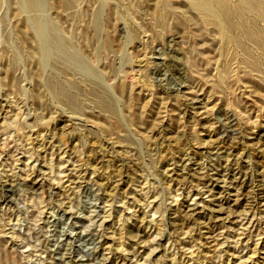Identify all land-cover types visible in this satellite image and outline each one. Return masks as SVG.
Wrapping results in <instances>:
<instances>
[{
    "label": "rangeland",
    "instance_id": "rangeland-1",
    "mask_svg": "<svg viewBox=\"0 0 264 264\" xmlns=\"http://www.w3.org/2000/svg\"><path fill=\"white\" fill-rule=\"evenodd\" d=\"M19 1L0 0V264H264V73L229 57L256 49L247 34L264 43V17L251 6L260 0H223L217 24L181 22L165 10L155 16L160 0H37L39 15L78 35V55L98 72L91 80L114 101L112 111L101 109L90 96L76 112L44 89L47 58L27 56L18 32H36V12ZM9 51L24 54L11 61ZM31 56L41 61L39 78L30 73L37 64ZM223 58L230 59L226 72ZM221 148L231 161L216 165Z\"/></svg>",
    "mask_w": 264,
    "mask_h": 264
},
{
    "label": "bare ground",
    "instance_id": "bare-ground-1",
    "mask_svg": "<svg viewBox=\"0 0 264 264\" xmlns=\"http://www.w3.org/2000/svg\"><path fill=\"white\" fill-rule=\"evenodd\" d=\"M21 1V6H24V9L25 8H27V9H29L31 12L32 11H34V12H36V11H39V9H41V3H39L37 0H20ZM19 1V2H20ZM18 2V3H19ZM68 3H69V1L68 0H64V5L65 6H67L68 5ZM215 3H216V6L218 7H215ZM224 5V2H223V0H185V2L184 3H181V4H170L169 2H165L164 0L162 1V0H160V1H157V2H155L154 3V6H153V11H154V15L155 16H158V15H161L163 12L162 11H167V12H170V14H171V16H176V17H178L179 19H180V21L181 22H183V21H185V22H189V20L190 21H202V22H211V23H215V24H217V20L219 19V17L223 14V9H222V7L221 6H223ZM246 5L247 6H250V3H246ZM251 6H254L255 8H259L260 9V14L264 17V0H260V1H257V3L256 2H252L251 3ZM19 7H20V5H19ZM26 10V9H25ZM28 11V10H27ZM29 11V12H30ZM186 11H189L190 12V14L189 15H184L183 13H185ZM94 12H96V11H94ZM33 13V12H32ZM34 14V13H33ZM32 14V15H33ZM94 15H96L97 16V13H95ZM42 16H44V14H42L41 13V15H39V13H35L34 15H33V17L31 18V20H30V22L32 23V25H34L33 27L35 28V31L37 32H35L36 33V39L34 38V32H33V30L32 29H34L32 26V34H27L26 33V31L24 32V31H22L21 32V30L18 32V33H20V34H18V36L20 35L21 36V38H22V44L23 45H25L24 46V50L26 51V54H27V56H28V54H29V56L30 55H34L33 57H36V55H37V53L38 54H42V56L41 57H44L45 59H46V61L48 60V62H49V72H46V74L48 73V78H47V81H46V87H44V89L47 91V93L49 92L51 95H52V97H54V98H56V99H58L59 100V102H62V103H64V104H66L69 108H71V110H73V111H79V110H82V109H84V105L88 102V100H89V98H90V96L93 98V102H95L98 106H100L101 107V109H103V108H107V110L108 109H110L111 111L113 110V108H112V106H114V101H113V98L111 97L110 98V101H108V91H107V88H105L103 85H100V84H98L97 82H95V81H93V80H91V78H90V75H94L95 73H94V71H96L95 69H91L90 68V66H87V65H89V64H85V62L83 61V59L84 58H82L81 59V57L78 55V53H77V51H76V46H75V44H74V38L76 39V41H78L77 40V36L76 37H74L73 39H72V36H75L74 34L71 36V34L69 35V34H65L66 32H62V30L58 27L59 25H60V23H59V25L57 24H55L54 22V19H53V21L54 22H52L51 21V19L50 20H48L47 18H46V16L43 18ZM95 17V16H94ZM28 18V17H27ZM26 19V18H25ZM17 20H19V19H17ZM28 20V19H27ZM95 20V24L96 25H98V21L100 22V20H97V18L96 19H94ZM23 21H25V20H23ZM58 22V21H57ZM59 22H61V20H59ZM92 22V24H93V26H95L94 25V23ZM64 23H65V21H64ZM19 24V23H18ZM20 24H22V23H20ZM61 24H62V22H61ZM16 25V24H15ZM23 25V24H22ZM21 25V26H22ZM101 25V24H100ZM17 27H18V25H16ZM15 26V27H16ZM64 26V25H63ZM99 26V25H98ZM61 27V26H60ZM97 27V26H96ZM18 28H20V29H22L23 28V26H22V28L21 27H18ZM29 28V27H28ZM63 28V27H62ZM94 28V27H93ZM100 28V27H99ZM64 29V28H63ZM66 29H69V28H66ZM70 29H72V28H70ZM17 30V29H16ZM73 30V29H72ZM96 30V29H95ZM63 31H65V30H63ZM67 31H69V30H67ZM100 32H101V28H100V30H99ZM98 31V32H99ZM72 32H74V31H72ZM71 32V33H72ZM94 32V31H93ZM92 32V33H93ZM15 33H16V31H15ZM91 33V34H92ZM96 33V32H95ZM9 34V33H8ZM7 35V34H6ZM10 35V37H11V34H9ZM8 35V36H9ZM13 35V34H12ZM93 35H98V33L97 34H93ZM107 35V34H106ZM106 35H104V36H106ZM16 37H17V33H16V35H15ZM20 36H19V38H20ZM80 36V35H79ZM115 36V35H114ZM14 37V36H13ZM93 37V36H92ZM103 37V36H102ZM101 37V38H102ZM4 38V37H3ZM6 38H7V36H6ZM6 38H4V39H6ZM9 38V37H8ZM15 38V37H14ZM97 37H95V39H96ZM104 38V40H106V38L105 37H103ZM247 38L248 39H250V41L251 42H253V44L255 45V47H256V49H251V48H247V47H244V48H241L238 52H231L230 53V55H229V57L230 56H234V53L236 54V56H238V58H239V60H240V62H242V67L243 68H247V69H250V70H258V69H261L262 70V72L264 73V43H263V41H262V39H260V36L259 35H255V34H247ZM17 39V38H16ZM16 39H11L12 41H14L15 40V42L18 40H16ZM94 39V37L92 38V40ZM19 40H21V39H19ZM82 40H84L83 39V37H82ZM4 41V40H3ZM5 41H7V40H5ZM8 41H10V39L8 40ZM7 41V43L9 44V42ZM11 41V42H12ZM96 41V40H95ZM94 41V42H95ZM15 42H12V43H14L15 44ZM92 42V41H91ZM94 42H92V45H94ZM108 42V41H107ZM18 44H19V42H17ZM17 43H16V46H17ZM76 43V42H75ZM84 43V42H83ZM90 43V42H89ZM97 43H98V41H97ZM6 44V43H5ZM8 44H6L5 46H7ZM14 44H12V45H14ZM100 44H102V41H101V43ZM104 44H105V41H104ZM20 45H21V43H20ZM20 45H18V46H20ZM22 45V46H23ZM9 46H10V44H9ZM16 46H14V47H16ZM21 46V47H22ZM85 46V45H84ZM89 46H91L90 44H89ZM104 46V45H103ZM1 47H2V45H1ZM13 47V46H12ZM86 47V46H85ZM92 47V46H91ZM91 47H90V50H91ZM94 47V50H92V51H94L95 52V47H97V45L96 46H93ZM92 47V48H93ZM100 47V46H99ZM99 47H97V48H99ZM105 47H107V45L105 46ZM19 48V47H18ZM83 49H84V47H82ZM87 48V47H86ZM101 48H102V46H101ZM8 50H12L13 48H7ZM15 50V49H14ZM16 50H17V48H16ZM19 51H22L23 49H18ZM17 50V51H18ZM86 50V49H85ZM87 50H89V49H87ZM3 52L5 51L4 49L2 50ZM223 51V50H222ZM6 52V51H5ZM11 52V53H10ZM12 52H14V51H9L8 52V54L10 53V56H11V54H12ZM16 52V51H15ZM15 52L13 53V57H11V59L12 58H14L15 59V56H16V58H17V54L19 53H16V55H14L15 54ZM79 52V51H78ZM0 53H1V51H0ZM224 53H226V52H224ZM6 54V53H5ZM8 54H6V55H8ZM19 54H21V52L19 53ZM22 54H24V52H22ZM21 54V55H22ZM26 54H25V56H26ZM20 56V55H19ZM25 57V59H29L28 57ZM38 56H40V55H38ZM157 56V55H156ZM20 57H24V55L23 56H20ZM32 57V56H31ZM30 57V58H31ZM33 57L31 58L32 59V61H34L35 62V60L37 61V59H35V60H33ZM159 57V56H158ZM7 58V57H6ZM154 58H155V56H154ZM157 58V57H156ZM161 58V57H160ZM9 59V58H8ZM10 59V60H11ZM39 59V58H38ZM41 59V58H40ZM45 59H41V60H43V62H44V60ZM158 59V58H157ZM5 60H7V59H5ZM232 60V59H231ZM7 61H9V60H7ZM11 61H13V59L11 60ZM39 61V60H38ZM38 61H37V64L35 65V63L33 64V65H35V67L33 68V67H29L30 69H33V70H31L32 72H30L31 74L33 73V76L32 77H36V78H39L38 77V75L36 76V73L37 72H39L38 70H43L42 69V67H40L39 68V63H38ZM45 61V62H46ZM158 61H160V60H158ZM229 61H230V59L229 60H227L226 58H225V61H224V58H223V61L221 62V68H222V71L223 72H226L227 70H228V68H229ZM14 62H15V60H14ZM14 62H11L12 63V65L11 66H13L14 67ZM17 62V61H16ZM30 62V61H29ZM40 63H41V61H39ZM87 62V61H86ZM10 63V64H11ZM33 63V62H32ZM32 63H30V65L32 64ZM155 63H158V62H156L155 61ZM8 65H9V63H7ZM7 65V66H8ZM16 65V64H15ZM38 65V67H36ZM42 65V64H41ZM108 65V64H107ZM10 65H9V67H11ZM12 67V69H14ZM39 68V69H38ZM10 69V68H9ZM9 69H7V67H6V70H8L9 71V73L11 74L12 73V71H11V69L9 70ZM45 69H46V67H45ZM44 69V70H45ZM94 70V71H93ZM8 71H6V73L8 72ZM80 71H82V72H84L85 74H80L79 72ZM44 72V71H43ZM9 73H8V75L7 76H9ZM41 73V71L39 72V74ZM96 73H98L97 71H96ZM38 74V73H37ZM42 74V73H41ZM40 74V75H41ZM46 74H44V75H46ZM64 74H66V75H64ZM35 75V76H34ZM11 76V75H10ZM12 76H15V75H13L12 74ZM31 76V75H30ZM63 76H66V78H64ZM9 78V77H8ZM11 78V77H10ZM9 78V79H10ZM15 78V77H14ZM8 79V80H9ZM13 79V78H12ZM31 79V78H30ZM35 80V79H34ZM38 80V79H37ZM44 80V79H43ZM46 80V79H45ZM11 82L13 81H16V79H14V80H10ZM18 81V80H17ZM10 82V83H11ZM33 82H35V81H33ZM37 82V81H36ZM44 82V81H43ZM15 83V82H14ZM38 84V83H37ZM38 86V85H37ZM40 87H42L41 85H40ZM36 90L39 88H37L36 86L34 87ZM117 88H118V90H119V92L121 93V95L122 96H124V97H126V96H128V90H127V87L125 86V84H123V83H118L117 84ZM41 90H42V88H41ZM39 91V90H38ZM42 92H43V90H42ZM42 92H35V95H33L34 97H36V98H38L39 96H41V93ZM48 93V94H49ZM33 94H34V92H33ZM42 96H43V94H42ZM32 97V96H31ZM30 97V98H31ZM34 97H32V98H34ZM31 98V99H32ZM42 98V97H41ZM36 100V99H35ZM40 101H41V99H39ZM40 101H39V103H40ZM32 102H33V100H32ZM193 102H194V100H193ZM33 103H37L38 104V101L37 102H33ZM197 103V102H196ZM193 104H195V103H193ZM36 106V105H35ZM39 106H40V104H39ZM197 105H195L194 107H196ZM37 107V106H36ZM108 107H110V108H108ZM31 116V115H30ZM24 117V116H23ZM25 118V117H24ZM23 118V119H24ZM29 118V117H28ZM26 119V121L28 120L27 118H25ZM25 119H24V121H25ZM30 119V118H29ZM31 120V119H30ZM29 120V121H30ZM34 120V119H33ZM32 120V121H33ZM9 121V120H8ZM22 120H21V118H20V123H22L21 122ZM29 121H27L28 123H26V125L27 124H29ZM31 121V122H32ZM10 122H12L11 120H10ZM16 122H18V121H16ZM19 123V124H20ZM25 123V122H24ZM6 124V123H5ZM14 124H15V122H14ZM7 125V124H6ZM5 125V126H6ZM11 126H13L12 124H10ZM16 125H17V123H16ZM16 125H14V127L16 126ZM21 125H23V124H21ZM29 125H31V124H29ZM8 127V126H7ZM13 127V128H14ZM4 128H6V127H4ZM19 128V127H18ZM17 128V129H18ZM10 129H12V128H10ZM10 129H8V130H10ZM6 130H7V128L5 129V132H6ZM7 130V131H8ZM13 130V129H12ZM15 130V129H14ZM264 130V129H263ZM11 132V131H10ZM255 133V132H254ZM253 133V134H254ZM257 133V132H256ZM248 137H249V135H248ZM253 137V136H252ZM258 137H259V135H258ZM211 138V137H210ZM216 138V137H215ZM221 138V137H220ZM245 138V137H244ZM247 138V137H246ZM260 138V137H259ZM258 138V139H259ZM222 139H224V138H222ZM221 139V140H222ZM248 139V138H247ZM255 139V138H254ZM257 139V138H256ZM256 140V142H259V143H261L263 140H261V142L259 141V140ZM208 140V139H207ZM213 140V139H212ZM220 140V144H223L222 143V141ZM253 140V139H252ZM9 141H10V138H9ZM204 141V140H203ZM215 141V140H214ZM217 141H218V139H217ZM243 141V140H242ZM7 143H8V140L6 141ZM5 142V143H6ZM208 142H210V143H212V141H211V139H210V141H207V142H205L204 141V143H208ZM219 142V141H218ZM11 143V142H10ZM14 143V142H13ZM217 143V142H216ZM243 143V142H242ZM263 143V142H262ZM209 144V143H208ZM217 144H219V143H217ZM10 145V144H9ZM8 145V146H9ZM12 145V144H11ZM16 145V144H15ZM205 145V144H204ZM207 145V144H206ZM210 145V144H209ZM214 145V144H213ZM216 145V144H215ZM214 145V147L216 148V146ZM224 145V144H223ZM259 145V144H258ZM6 146V145H5ZM14 146V145H13ZM226 146V145H225ZM230 146H232V145H230ZM7 147V146H6ZM11 147V146H10ZM208 147V146H207ZM219 147V146H218ZM9 148V147H8ZM13 148V147H12ZM205 148V147H204ZM212 148H213V146H212ZM220 148V147H219ZM230 148H232V147H230ZM261 148V147H260ZM10 149V148H9ZM198 149V148H197ZM209 149V148H208ZM214 149V148H213ZM222 149V148H221ZM221 149H219V150H221ZM264 149V148H263ZM262 149V150H263ZM8 150V149H7ZM202 150V149H201ZM218 150V149H217ZM216 150V151H217ZM223 150V149H222ZM11 151V150H10ZM199 151V150H198ZM199 152H201V151H199ZM218 152V151H217ZM8 153H9V156L11 155V153L12 152H9L8 151ZM194 153V152H193ZM196 153H198V152H196ZM211 153V152H210ZM261 153V152H260ZM260 153H259V155H260ZM264 152H262V154H263ZM199 154L200 153H198L197 155L199 156ZM217 154V153H216ZM219 158L216 160V162H212V163H220V161H224V162H226V161H228L229 162V160L231 159V154L229 153V152H227L226 150H223V151H221V152H219ZM261 154V155H262ZM12 155H13V153H12ZM103 155V154H102ZM211 156H213L212 155V153L210 154ZM244 155H245V153H244ZM104 156H106V155H104ZM193 156V155H192ZM196 156V155H195ZM197 156V157H198ZM263 156V155H262ZM261 156V157H262ZM103 157V156H102ZM184 157V156H183ZM182 157V158H183ZM186 157V156H185ZM189 157V156H188ZM187 157V159H188V161H189V159H190V157L188 158ZM242 156L240 155V158H241ZM261 157H259V158H261ZM101 158V157H100ZM192 158V157H191ZM196 158V157H195ZM214 158V157H213ZM217 158V157H216ZM215 158V159H216ZM235 158H237V157H235ZM234 158V159H235ZM248 158V157H247ZM264 158V157H263ZM197 159V158H196ZM195 159V160H196ZM241 159H243V158H241ZM191 160H193V159H191ZM194 160V161H195ZM199 160V159H198ZM213 160V159H212ZM236 160V159H235ZM247 160V159H246ZM255 160H257V159H255ZM177 161V160H176ZM182 161V160H181ZM211 161V160H210ZM231 161V160H230ZM239 161V160H238ZM243 161H245V160H243ZM249 161V160H248ZM251 161V160H250ZM262 161V160H261ZM185 162H186V160H185ZM185 162H183V163H185ZM195 162H197V161H195ZM200 162V161H199ZM256 162V161H255ZM262 162H264V160L262 161ZM168 163H171V162H168ZM186 163H188V162H186ZM192 163H194L193 161L190 163V164H192ZM217 163V164H218ZM230 163H232V162H230ZM229 163V164H230ZM236 163V162H235ZM247 163V161L245 162V164ZM176 164H177V162H176ZM178 164H179V161H178ZM182 164V163H181ZM196 164V163H195ZM194 164V165H195ZM198 164V163H197ZM196 164V166H198V165H200V163L197 165ZM215 164H212V165H215ZM216 164V165H217ZM221 164V163H220ZM227 164V163H226ZM229 164L227 165V166H229ZM255 164V163H254ZM258 164H260L259 162H258ZM172 165H175V164H172ZM184 165V164H183ZM194 165H192V166H194ZM210 165V164H209ZM211 165V166H212ZM223 165H224V163H223ZM243 165V164H242ZM256 165V164H255ZM168 166H171V165H168ZM176 166V165H175ZM179 166L181 167V165L179 164ZM220 167H221V165H219ZM218 166V167H219ZM227 166H226V168H227ZM232 164L230 165V167L232 168ZM235 166V165H234ZM233 166V167H234ZM240 166H241V164H240ZM246 166H247V164H246ZM177 167V166H176ZM175 167V168H176ZM180 167H178V168H180ZM185 167V166H184ZM188 166L186 165V168H187ZM204 167V166H203ZM203 167L202 168H200V169H203ZM210 167V166H209ZM212 167H214V166H212ZM229 167V168H230ZM248 167H251V166H248ZM258 167V166H257ZM261 167V166H260ZM167 169H166V171L164 172V173H167V170H168V167H166ZM172 168V167H171ZM170 168V169H171ZM182 168V167H181ZM192 168V167H191ZM199 168H197V169H199ZM207 168V171H209L210 169L208 168V167H206ZM215 168H217V167H215ZM222 170H224V169H226V168H224L223 166H222ZM245 168V167H244ZM193 169H194V167H193ZM197 169H196V171H197ZM205 169V168H204ZM203 169V170H204ZM209 169V170H208ZM217 169H219V168H217ZM240 169H242L241 167H240ZM239 169V170H240ZM253 169H254V167H253ZM259 169V168H258ZM164 170V169H163ZM178 170V169H177ZM203 170H201V171H203ZM212 170V169H211ZM213 170H214V168H213ZM216 170V169H215ZM227 170H229V169H227ZM231 170V169H230ZM237 170V169H236ZM239 170H238V172H239ZM247 170V168L245 169V170H243V171H246ZM171 171V170H170ZM190 171V173L192 172L191 170H189ZM194 172H195V169L193 170ZM198 171H200V170H198ZM207 171H205L206 173H207ZM225 171V170H224ZM248 171V170H247ZM255 171V170H254ZM264 171V170H263ZM172 172V171H171ZM170 172V173H171ZM177 172H179V171H177ZM182 172V171H181ZM180 172V173H181ZM184 172V171H183ZM210 172V171H209ZM213 172V171H212ZM219 172V171H218ZM235 172V171H234ZM241 172H242V170H241ZM249 172V171H248ZM247 172V173H248ZM174 173H175V171H174ZM186 173H188V172H186ZM203 173V172H202ZM220 173V172H219ZM221 173H223V172H221ZM226 173V172H225ZM246 173V172H245ZM244 173V174H245ZM262 173V172H261ZM177 174V173H176ZM175 174V175H176ZM189 174V173H188ZM194 174V173H193ZM193 174H191V176L193 175ZM205 174V173H204ZM211 174V173H210ZM210 174H209V176L208 177H210ZM250 174V173H249ZM252 174V173H251ZM257 174H259V173H257ZM175 175L174 176H171V174H170V176L173 178L174 177V179H175ZM206 175V174H205ZM208 175V174H207ZM217 175H218V173H217ZM246 175V174H245ZM179 176V175H178ZM183 176H184V174H183ZM182 176V177H183ZM185 176H186V174H185ZM194 176V175H193ZM192 176V177H193ZM197 177H198V175H196ZM211 176H212V174H211ZM214 176V175H213ZM227 176V175H226ZM262 175L260 174V177H261ZM170 177V178H171ZM203 177V176H202ZM208 177H207V179H208ZM215 177V176H214ZM219 177H220V175H219ZM229 177H231L230 175H229ZM232 177H234V176H232ZM237 177V176H236ZM256 177V176H255ZM263 177H264V175H263ZM262 177V178H263ZM167 178H169V177H167ZM169 178V179H170ZM194 178V177H193ZM196 178V177H195ZM211 178H213V177H211ZM217 177H215V180H218V178L216 179ZM235 178V177H234ZM197 179V178H196ZM199 179V178H198ZM201 179V178H200ZM199 179V180H200ZM202 179H204V177L202 178ZM201 179V180H202ZM226 179V178H225ZM244 179V178H243ZM170 180H172V179H170ZM199 180H197V181H199ZM209 180H210V178H209ZM214 180V179H213ZM228 180H230V179H228ZM228 180H226V181H228ZM237 180V179H236ZM239 180H240V177H239ZM245 180V179H244ZM219 181H220V179H219ZM219 181H216V182H218L219 183ZM221 181H222V179H221ZM235 181V180H234ZM246 181V180H245ZM252 181V180H251ZM250 181V183H252ZM204 182V184H205V181L204 180H202V183ZM224 182V181H223ZM230 182H232L231 180H230ZM237 182V181H236ZM239 182V181H238ZM200 183H201V181H200ZM201 183V184H202ZM206 183H208L207 181H206ZM212 183H214V182H212ZM240 183V182H239ZM249 183V184H250ZM254 183V182H253ZM23 184V183H22ZM25 184H27V183H25ZM221 184H225V183H221ZM227 184V183H226ZM225 184V185H226ZM236 184V183H235ZM247 185H249L248 183H246ZM245 184V185H246ZM116 185V184H115ZM207 185V184H206ZM210 185V184H209ZM233 185H234V183H233ZM233 185H232V187H233ZM237 185V184H236ZM251 185V184H250ZM255 185V184H254ZM258 185V184H257ZM256 185V186H257ZM264 185V184H263ZM208 186V185H207ZM207 186H206V188H207ZM219 186H220V183H219ZM230 186V185H229ZM228 186V187H229ZM240 186V185H239ZM239 186H237V187H239ZM242 186V185H241ZM204 188H205V185L203 186ZM211 187V186H210ZM210 187H208V188H210ZM248 187V186H247ZM251 187V186H250ZM183 189L185 188V187H182ZM187 188V187H186ZM203 188V189H204ZM181 189V188H180ZM182 189V190H183ZM188 189V188H187ZM186 189V190H187ZM191 189V188H190ZM190 189H188L189 190V192H190ZM216 189H219V187H217ZM225 189H226V187H225ZM231 189V188H230ZM257 190H258V187L256 188ZM261 189V188H260ZM185 190V191H186ZM193 190V189H192ZM195 190V189H194ZM223 190V189H222ZM236 190V189H235ZM264 190V189H263ZM205 191H206V189H205ZM216 191V190H215ZM220 191L221 190H218V193H220ZM228 191H229V188H228ZM234 191V190H233ZM232 190H231V192H233ZM255 191V190H254ZM180 192H181V190H180ZM179 192V193H180ZM183 192V191H182ZM207 192H209V190L207 191ZM207 192H206V194H207ZM212 192V190L210 191V193ZM230 192V191H229ZM229 192H228V194H229ZM257 192H259V191H257ZM261 192V191H260ZM193 193L195 194V191H193ZM217 193V194H218ZM262 193V192H261ZM190 194V193H189ZM213 194H216V193H214V190H213ZM221 194H223V193H221ZM182 195H184V194H182ZM220 195V194H219ZM226 195V194H225ZM254 196H255V194H253ZM259 195V194H258ZM185 196V195H184ZM183 196V197H184ZM208 196V195H207ZM214 196V195H213ZM223 196V198L225 197L224 195H221V197ZM253 196V198H255ZM257 196V195H256ZM132 197V196H131ZM188 198H189V195L187 196ZM191 197V196H190ZM211 197V196H210ZM209 196H208V198H210ZM218 197V196H217ZM263 197H264V194H263ZM213 198V197H212ZM215 198V197H214ZM220 198V197H219ZM223 198H222V200H223ZM132 199V198H131ZM180 199H184V198H182L181 196H180ZM185 199H186V196H185ZM216 199V198H215ZM215 199H214V201H215ZM218 199V198H217ZM225 199V198H224ZM264 199V198H263ZM220 200V199H219ZM256 200V199H255ZM254 200V201H255ZM130 201V200H129ZM133 201V200H132ZM216 201H218V200H216ZM215 201V202H216ZM259 201H260V199H259ZM214 202V203H215ZM130 203H133V202H131L130 201ZM180 203V202H179ZM178 203V204H179ZM188 203V202H187ZM220 203V202H219ZM216 205V204H215ZM217 205H218V203H217ZM177 206V205H176ZM189 206V205H188ZM191 206H194V205H191ZM191 206H189L190 208H191ZM180 207V206H179ZM178 207V208H179ZM184 207V206H183ZM222 207V206H221ZM176 208V207H175ZM181 208V207H180ZM196 208V207H195ZM199 208V207H198ZM217 208H220L219 207V205H218V207ZM180 210V209H179ZM187 210V209H186ZM186 210H183V211H185L186 212ZM196 210H198V209H196ZM215 210H216V208H215ZM171 211H172V209H171ZM176 211V210H175ZM175 211H174V213H175ZM183 211H181L182 213H183ZM193 211H195V210H193ZM212 211V210H211ZM178 212V211H177ZM185 212H184V215H187V214H185ZM198 212V211H197ZM221 212V211H220ZM171 213V212H170ZM181 213V214H182ZM187 213V212H186ZM189 213H192V212H189ZM189 213H188V215H189ZM172 214V213H171ZM178 214H180V213H178ZM177 214V215H178ZM194 214V213H193ZM195 214H197V213H195ZM212 214V213H211ZM210 214V215H211ZM214 214V213H213ZM184 215L182 214V216H183V218H184ZM187 215V216H188ZM220 215V214H219ZM172 216V215H171ZM180 216V217H179ZM189 216H191V214L189 215ZM196 215H194L193 217H195ZM173 217V216H172ZM177 217H179V219L181 218V215H178ZM192 217V218H193ZM211 217V216H210ZM209 217V218H210ZM215 217H216V214H215ZM220 216H217V218H219ZM222 217V216H221ZM220 217V218H221ZM226 217V216H225ZM186 218V217H185ZM187 218H190V217H187ZM208 218V217H207ZM211 218H213V217H211ZM227 218H229V217H227ZM206 219V218H205ZM204 219V220H205ZM221 219H223V217L221 218ZM175 220H177V219H175ZM175 220H173V221H175ZM210 220V219H209ZM209 220H207L206 219V222L207 223H209ZM183 221V220H182ZM188 221H190L189 219H188ZM193 221H194V219H193ZM202 221V220H201ZM220 221V220H219ZM176 222V221H175ZM174 222V223H175ZM178 222V221H177ZM179 222H181V219H180V221ZM178 222V223H179ZM187 222V221H186ZM195 222H197L196 220H195ZM185 223V222H184ZM187 223H189V222H187ZM206 223V224H207ZM199 224V223H198ZM201 225L203 224V223H200ZM200 224H199V226H200ZM210 224V223H209ZM182 225V224H181ZM180 225V226H181ZM184 225V224H183ZM183 225H182V227H183ZM187 225V224H186ZM186 225H184V227L186 226ZM176 226V225H175ZM178 227V226H177ZM182 227H180V228H182ZM204 228H206L207 229V226H205ZM209 228H211V227H209ZM209 228L207 229V230H209ZM206 230V231H207ZM205 231V232H206ZM208 232V231H207ZM211 231H209V233H210ZM205 237H207V236H205Z\"/></svg>",
    "mask_w": 264,
    "mask_h": 264
}]
</instances>
